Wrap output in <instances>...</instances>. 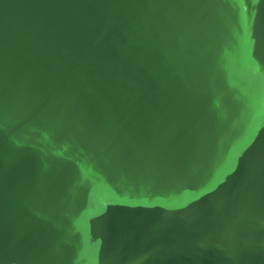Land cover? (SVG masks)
<instances>
[{"label":"water","instance_id":"water-1","mask_svg":"<svg viewBox=\"0 0 264 264\" xmlns=\"http://www.w3.org/2000/svg\"><path fill=\"white\" fill-rule=\"evenodd\" d=\"M0 264H264V0H0Z\"/></svg>","mask_w":264,"mask_h":264}]
</instances>
